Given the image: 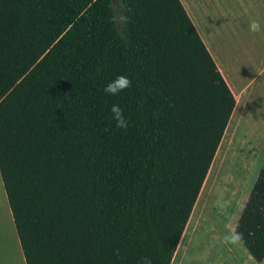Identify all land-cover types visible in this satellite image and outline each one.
Instances as JSON below:
<instances>
[{
    "label": "trees",
    "instance_id": "trees-1",
    "mask_svg": "<svg viewBox=\"0 0 264 264\" xmlns=\"http://www.w3.org/2000/svg\"><path fill=\"white\" fill-rule=\"evenodd\" d=\"M220 71L180 0H0V177L26 264H171L235 110ZM234 232L264 259V167Z\"/></svg>",
    "mask_w": 264,
    "mask_h": 264
},
{
    "label": "rangeland",
    "instance_id": "rangeland-1",
    "mask_svg": "<svg viewBox=\"0 0 264 264\" xmlns=\"http://www.w3.org/2000/svg\"><path fill=\"white\" fill-rule=\"evenodd\" d=\"M112 5L119 15L120 0ZM185 6L227 67L232 84L218 65L236 104L171 264H258L250 262L239 241L226 237L234 233L264 167V33L248 30L253 19L264 25V0H186ZM4 194L0 186V213L6 218ZM9 225L13 232V222Z\"/></svg>",
    "mask_w": 264,
    "mask_h": 264
},
{
    "label": "crops",
    "instance_id": "crops-1",
    "mask_svg": "<svg viewBox=\"0 0 264 264\" xmlns=\"http://www.w3.org/2000/svg\"><path fill=\"white\" fill-rule=\"evenodd\" d=\"M180 2L182 3L183 7H185L186 10H187V7L185 6L186 0H180ZM233 6H234V4H233ZM186 12L189 15L192 23H194L193 25L196 26L195 28H197L196 30H198L197 31V32H199L198 34L202 36L201 39H204V41L203 40L202 41L204 42V44H205L207 50L209 51L210 55L212 54L211 57L212 58H215L213 60L216 61L215 64H217L216 66H217L218 70L220 71V68H222L223 71H224V73H225V75L227 76L228 80L231 82V78L229 77V73H228L227 67H225V64H223L222 61L220 62L221 59L219 58V54L217 53V50L214 47V44L210 40V37L207 36L208 35V33L206 32L207 30L204 28V26H202V24H200V22L198 20L192 18V16L188 12V10ZM218 65H219L220 68L218 67ZM220 73L222 75V72L221 71H220ZM222 77H223V75H222ZM224 80H225V78H224ZM231 84H232V82H231ZM233 89H234V87H233ZM0 186L3 188V184H2V181H1V177H0ZM3 191H4V188H3ZM4 193H5V191H4ZM4 196H5L6 201H7L6 194H4ZM7 205H8V201H7ZM6 212H7L6 213V218H5V216H4L3 213L2 214L0 213V264H26L25 259H24V255L22 253V249H21V246H20V242H19L18 236L16 234L15 227H14V231L12 232L11 231V228H10V225H9V223H11V221L13 222V218H12V214H11L9 205H8V208H7V211ZM7 214H8V220H7ZM2 222H3V225H2ZM13 226H14V223H13ZM10 237H13V240L15 242V244H14L15 251H14L13 254H12V252L10 250V246H9V239H10ZM246 252H247V250H246ZM247 257L250 260V262L253 261V263L264 264V259L262 261H260V262H256L249 255L248 252H247Z\"/></svg>",
    "mask_w": 264,
    "mask_h": 264
},
{
    "label": "clouds",
    "instance_id": "clouds-1",
    "mask_svg": "<svg viewBox=\"0 0 264 264\" xmlns=\"http://www.w3.org/2000/svg\"><path fill=\"white\" fill-rule=\"evenodd\" d=\"M248 30L253 33H264V25L259 20L253 19L248 25ZM132 86V81L128 76L119 75L111 80L104 88V92L107 95L116 96L121 92L129 89ZM112 113V119L115 121V126L120 129H126L128 127V120L124 116L123 109L118 104H113L110 108ZM232 243L241 241L243 235L241 233L234 232L230 237H226ZM142 264H151V260L148 257H144Z\"/></svg>",
    "mask_w": 264,
    "mask_h": 264
},
{
    "label": "bare ground",
    "instance_id": "bare-ground-1",
    "mask_svg": "<svg viewBox=\"0 0 264 264\" xmlns=\"http://www.w3.org/2000/svg\"><path fill=\"white\" fill-rule=\"evenodd\" d=\"M14 244H15V242H14V240H13V237H10V239H9V246H10V250H11L12 254H13L14 251H15Z\"/></svg>",
    "mask_w": 264,
    "mask_h": 264
}]
</instances>
